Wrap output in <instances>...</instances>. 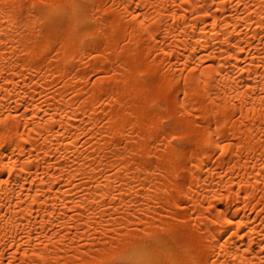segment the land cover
<instances>
[{
	"label": "bare ground",
	"instance_id": "6f19581e",
	"mask_svg": "<svg viewBox=\"0 0 264 264\" xmlns=\"http://www.w3.org/2000/svg\"><path fill=\"white\" fill-rule=\"evenodd\" d=\"M176 259L264 262V0H0V264Z\"/></svg>",
	"mask_w": 264,
	"mask_h": 264
},
{
	"label": "snow or ice",
	"instance_id": "6c2138e0",
	"mask_svg": "<svg viewBox=\"0 0 264 264\" xmlns=\"http://www.w3.org/2000/svg\"><path fill=\"white\" fill-rule=\"evenodd\" d=\"M130 7H136V5L135 4H132V5H130ZM136 16L137 17L139 16V12L138 11L136 13ZM133 18L135 19L136 17H133ZM50 38L53 39V40H55V42L57 44H59L60 41L64 39L63 36H59V35H53ZM241 51H243V49H241ZM165 127L168 128L169 131H171V128H170L169 125H167V123H165ZM179 139H180V137L178 135H175L174 134V135L171 136V141L175 142L174 143V147L177 149V151H180L182 149V145L178 142ZM105 202H107V201H105ZM229 222L231 223V221H229ZM174 247H175V245H174ZM146 264H164V262L163 261H160V262H157V261H149V262H146ZM168 264H184V261L179 260V259H176V260L169 261ZM262 264H264V262H262Z\"/></svg>",
	"mask_w": 264,
	"mask_h": 264
}]
</instances>
